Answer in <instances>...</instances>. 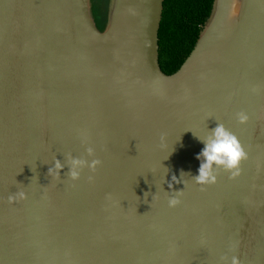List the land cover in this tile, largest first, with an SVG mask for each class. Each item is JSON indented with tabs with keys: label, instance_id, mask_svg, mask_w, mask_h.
<instances>
[{
	"label": "water",
	"instance_id": "1",
	"mask_svg": "<svg viewBox=\"0 0 264 264\" xmlns=\"http://www.w3.org/2000/svg\"><path fill=\"white\" fill-rule=\"evenodd\" d=\"M164 2L110 0L101 31L92 0H0V264H264V0H215L171 75ZM218 123L248 159L202 189L197 137ZM88 145L103 163L73 182Z\"/></svg>",
	"mask_w": 264,
	"mask_h": 264
},
{
	"label": "clouds",
	"instance_id": "2",
	"mask_svg": "<svg viewBox=\"0 0 264 264\" xmlns=\"http://www.w3.org/2000/svg\"><path fill=\"white\" fill-rule=\"evenodd\" d=\"M239 12L238 0H233L232 7L229 10V16H236ZM237 119L241 124H246L250 120V116L246 112L237 114ZM204 144L201 153L198 154V159L201 160L198 174L195 176V183L200 185L202 189L206 186L213 185L218 182L216 168L222 167L225 172L230 173L231 178L235 179L241 175V164L248 159V152L242 145L239 138L226 128L222 123H218L215 128L210 130V134L205 137H197ZM95 147L88 145L86 147V157L66 155V162L68 167L67 178L73 182L79 181L85 169L95 172L97 168L102 165V160L95 157ZM91 158V159H89ZM66 163L61 159L54 158L53 166L49 167L48 175L52 179L63 180L62 170L65 169ZM89 181L94 180V176L88 177ZM175 183H180L175 176L172 177ZM173 188V184H169ZM147 193H145L146 195ZM183 195V190L175 192L168 199L169 207H176L182 201L180 197ZM28 193L26 191H17L8 197L9 202L13 203L18 199H27ZM225 264H228V257L221 258ZM230 264H240L238 256H232Z\"/></svg>",
	"mask_w": 264,
	"mask_h": 264
},
{
	"label": "trees",
	"instance_id": "3",
	"mask_svg": "<svg viewBox=\"0 0 264 264\" xmlns=\"http://www.w3.org/2000/svg\"><path fill=\"white\" fill-rule=\"evenodd\" d=\"M215 0H165L159 32L160 65L176 73L193 52L210 18ZM94 17L103 31L108 22L110 0H92Z\"/></svg>",
	"mask_w": 264,
	"mask_h": 264
}]
</instances>
